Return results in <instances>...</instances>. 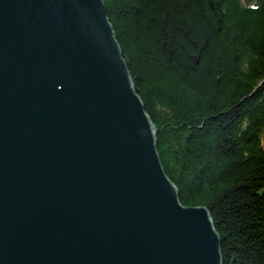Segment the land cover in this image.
<instances>
[{
	"label": "water",
	"instance_id": "95a60500",
	"mask_svg": "<svg viewBox=\"0 0 264 264\" xmlns=\"http://www.w3.org/2000/svg\"><path fill=\"white\" fill-rule=\"evenodd\" d=\"M0 264H223L104 0H0Z\"/></svg>",
	"mask_w": 264,
	"mask_h": 264
},
{
	"label": "trees",
	"instance_id": "16d2710c",
	"mask_svg": "<svg viewBox=\"0 0 264 264\" xmlns=\"http://www.w3.org/2000/svg\"><path fill=\"white\" fill-rule=\"evenodd\" d=\"M104 1L180 202L264 264V0Z\"/></svg>",
	"mask_w": 264,
	"mask_h": 264
}]
</instances>
